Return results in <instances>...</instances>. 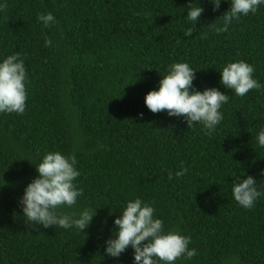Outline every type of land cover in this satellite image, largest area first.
<instances>
[{
	"label": "trees",
	"instance_id": "obj_1",
	"mask_svg": "<svg viewBox=\"0 0 264 264\" xmlns=\"http://www.w3.org/2000/svg\"><path fill=\"white\" fill-rule=\"evenodd\" d=\"M4 2L0 57L18 52L24 59L27 106L22 115L0 113V264H134L131 246L108 257L104 241L120 207L136 197L166 229L191 237L197 255L176 264H264V199L245 209L231 191L233 174L243 172L264 190V148L255 139L264 128V88L236 96L219 72L245 60L264 85V5L216 33L212 26L230 3L213 11L199 0L205 11L186 36L190 0ZM48 11L56 23L45 28L37 13ZM173 62L198 69L199 90L229 95L212 135L200 123L188 128L183 117L147 108L146 93ZM50 150L78 159L82 196L62 211L98 208L83 232L34 227L22 214L19 198ZM181 165L188 172L177 178Z\"/></svg>",
	"mask_w": 264,
	"mask_h": 264
},
{
	"label": "clouds",
	"instance_id": "obj_2",
	"mask_svg": "<svg viewBox=\"0 0 264 264\" xmlns=\"http://www.w3.org/2000/svg\"><path fill=\"white\" fill-rule=\"evenodd\" d=\"M213 11L220 9L223 0H209ZM231 7L221 16V23L213 25L216 33L228 31L233 21L241 16L256 13L264 0H228ZM7 7L0 0V11ZM205 11L199 0H190L187 5V21L192 27L185 32L191 36L196 24ZM37 22L50 28L56 23L51 12H38ZM53 41L45 36V46H52ZM188 62H173L161 74L158 87L145 95V104L153 113L166 111L169 117H183L188 128L196 123L203 125L208 135L215 133L217 126L224 119L221 108L229 102V95L218 87H206L199 90L195 84L196 72ZM220 84L230 89L236 96L243 97L253 89H262L254 78L255 68L245 60L229 61L220 70ZM27 71L24 59L13 53L0 57V113L23 114L27 100ZM127 86V85H126ZM125 86V87H126ZM143 118V113H140ZM258 146L264 148V128L255 137ZM76 154H64L59 150L46 152L39 163L35 164L36 175L24 188L19 198L23 216L31 226L44 228L56 226L63 229L75 228L79 232L90 227L97 209L85 207L78 212L68 213L62 208H71L82 196L77 186L80 170L77 168ZM188 168L181 165L175 177H183ZM264 175V170L261 171ZM234 173L232 196L239 206L251 209L258 199H264V190L257 186L253 175L243 178ZM171 178V177H170ZM113 213H115L112 210ZM114 220L112 234L104 241L108 257L118 258L129 246L133 249L134 264H176L178 259L191 261L197 255L196 248H190L191 237L178 230L166 229L162 219L155 215L154 207L140 197L129 198L118 211Z\"/></svg>",
	"mask_w": 264,
	"mask_h": 264
}]
</instances>
